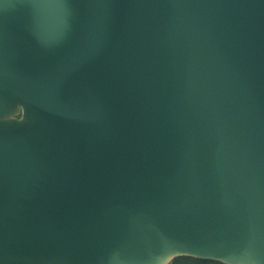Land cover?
Listing matches in <instances>:
<instances>
[{"label":"water","instance_id":"95a60500","mask_svg":"<svg viewBox=\"0 0 264 264\" xmlns=\"http://www.w3.org/2000/svg\"><path fill=\"white\" fill-rule=\"evenodd\" d=\"M264 264V0H0V264Z\"/></svg>","mask_w":264,"mask_h":264},{"label":"trees","instance_id":"16d2710c","mask_svg":"<svg viewBox=\"0 0 264 264\" xmlns=\"http://www.w3.org/2000/svg\"><path fill=\"white\" fill-rule=\"evenodd\" d=\"M168 264H224L221 261L212 259L194 258L191 256H177L173 258Z\"/></svg>","mask_w":264,"mask_h":264}]
</instances>
